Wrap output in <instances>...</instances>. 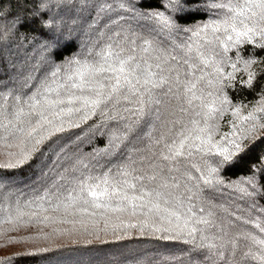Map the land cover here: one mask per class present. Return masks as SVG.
I'll list each match as a JSON object with an SVG mask.
<instances>
[{
  "label": "trees",
  "instance_id": "1",
  "mask_svg": "<svg viewBox=\"0 0 264 264\" xmlns=\"http://www.w3.org/2000/svg\"><path fill=\"white\" fill-rule=\"evenodd\" d=\"M32 2L29 0L22 7L13 0H0V89L4 90L9 104L12 94L21 93V85H24L22 92L29 93L37 81L56 69L63 72L70 61L98 58L97 54L110 42L107 30L94 33L98 26H89L94 14L75 13L81 16L80 20L62 31L61 24L67 20L68 13H62L59 7L53 8L48 12L46 24L41 11L32 8ZM131 3L141 5L125 14L136 31L130 33L126 29L123 35L135 44L128 40L123 44L126 48H135L138 58L148 59L153 70L157 62L154 58L165 55L168 64L179 70L182 83H175L173 72L172 92L163 98V105L152 106L159 114L150 117L145 108V115L135 128L142 135L126 150L131 137L116 126L117 120L109 119V114L116 116L109 106L81 124L85 131L79 138L63 147L58 143L49 148L42 163L37 153L31 162L14 173L0 169L10 175L0 187V264H207L201 258L204 249L194 248L191 241L186 243L187 237L173 238V232H164V228L174 229L175 224L170 225L159 215L145 216L139 210L135 215L113 211L118 204L116 200L108 210L87 207L84 211L85 206L81 204L67 207L69 200L65 197L71 188L68 192L47 190L45 183L50 185L52 181L40 175L41 168L44 172L52 170L53 175L60 171L65 177L101 174L112 177L117 175V169L135 168L143 172L159 163L165 168L162 175L180 177L182 185L193 188L202 183L198 178L215 169V179L222 182L221 187L229 194L221 197L222 203L213 202L217 204L216 215H227L233 209L249 215L246 201L233 200L232 195L239 197L242 182L253 175L264 185V159H261L264 129L249 135L245 146L250 150L241 157L224 162L218 151L229 147L230 140L244 135L250 124L241 118L264 104V37L256 36L251 41L242 37L240 43L233 44L227 37L235 34L230 29L226 32L222 24L232 15L228 8L240 11L244 0H211L206 13L195 14H190V8L181 10L180 0H142V4L141 0H131ZM163 19L171 22L170 27L162 28ZM214 26L220 30L214 31ZM111 39L121 40V37ZM144 40L151 45L147 51L143 50ZM171 56H176L179 63ZM249 58H254V63L245 67L244 61ZM233 63L236 69L232 68ZM249 73L252 74L250 82ZM186 81L196 83L194 96L184 88ZM237 109L239 113L234 115ZM181 126L189 130L190 136L185 156L179 158L178 164L158 159L155 154L174 138L173 133ZM121 136L124 138L118 142V148H113ZM161 136L163 139L157 143ZM48 143L51 141L42 147L46 148ZM5 160L6 157L0 158V164ZM169 166L173 168L171 173L167 172ZM256 199L264 205V194ZM200 206L197 203V210ZM251 214L264 216V213ZM241 227L247 229L250 225ZM156 228L161 231H155ZM204 234L208 237L205 244L224 245L217 264L225 261L232 264L226 249L230 247L233 233L229 231L224 236L222 231L209 228ZM260 237L264 238V233Z\"/></svg>",
  "mask_w": 264,
  "mask_h": 264
},
{
  "label": "snow or ice",
  "instance_id": "2",
  "mask_svg": "<svg viewBox=\"0 0 264 264\" xmlns=\"http://www.w3.org/2000/svg\"><path fill=\"white\" fill-rule=\"evenodd\" d=\"M13 2L23 7L28 5L29 0H13ZM210 2L211 0H180L181 10L190 8V14L206 13ZM138 6L141 5H133L131 0H33L32 8L41 11L46 24L49 22L48 12L53 8L59 7L62 13H68L67 20L61 24L62 31L80 20L81 16L74 15L75 13L87 12L90 16L94 14L88 22L89 26H98L94 29V33L107 30L110 42L106 43L102 51L97 54L98 58L92 61H70L63 72L61 69H56L49 76L37 81L30 88L29 93H23L24 85H21V93L12 94L10 104L4 90L0 89V158L6 157L5 162L0 164V169L14 173L31 162L37 153L42 163V158L49 148L58 143L63 147V144L79 138L85 131L81 128V124L90 116L96 115L97 111L103 113L109 106L116 112V116L109 114V119L117 120L116 126L131 137L125 150L133 140L142 135V131H135V128L139 119L145 115V108H148L150 117L159 114V110L152 106L163 105V98L172 92L173 72L176 73L175 83L182 82L179 70L168 64L165 55L161 54L154 58L157 62L156 70H153V65L148 59L138 58L134 54L135 48H126L123 44L124 40L135 44L134 40L123 34L126 29L130 33H135L136 30L131 28L125 14L134 11ZM228 12L232 15L223 20L222 24L226 26V32L230 29L231 33L235 34L227 37L233 44L240 43L242 37H246L249 41L256 36L264 37V0H244L240 11L229 7ZM170 24L168 19L161 21L162 28H168ZM213 30L219 31V26H214ZM113 36H119L121 40H112ZM144 45V51L151 46L148 40H144ZM171 59L177 61L176 56H171ZM252 63L254 58L244 61L245 67ZM231 66L236 69L235 63ZM251 79L252 74L249 73V82ZM183 84L187 92L194 96L196 83L186 81ZM157 89L160 91L156 92ZM22 96L26 99H22ZM238 113L239 109L234 115ZM257 113L260 115L258 116ZM241 119L248 122L250 127L244 135L230 140L229 147L218 149L224 162L241 157L250 150L245 146V140L250 134L264 129V123H261L264 121V104ZM120 121L123 123L121 124ZM148 122L150 121L145 123ZM89 127L91 128L92 125ZM77 128L81 130L74 131ZM188 132V129L181 126V129L173 133L174 138L162 145L155 154L156 157L170 163H180L179 158L185 156L187 142L190 139ZM123 138V136L118 137L117 143L112 145L113 148H118V142ZM162 139L163 136L157 140V143ZM48 141L51 143H48L46 148L42 147ZM188 155L191 153L189 152ZM164 171L165 168L156 163L150 170L145 169L143 172L135 168L131 171L117 169V175L112 177L103 174L99 177H65L60 171H56L53 175L52 170L44 172L43 168L40 175L52 181L50 185L45 183L47 190L51 191L55 188L68 192L71 188V192L76 193L72 196L71 192H68V196L65 197L69 200L67 207L81 204L85 206L84 211H87V207L108 210L112 201L116 200L118 204L112 209L113 211L130 212L135 215L139 210L145 216L159 215L170 225L175 224L174 229L164 228V232H173V238L187 237L186 243L191 241L194 248L204 249L201 258L207 264H217L223 254L221 249L224 248V245L204 243L208 240L204 233L209 228L222 231L224 236L229 235V231L233 233L229 242L230 247L226 249L232 258V264H246L248 261L264 264V238L260 237V234L264 233V216L254 217L251 214L264 213V205L256 199L264 194V185L260 184L254 175L242 182L244 186L238 189L239 197L232 195L233 200L238 198L246 201L249 215L245 216L233 209L227 212V215L217 216L214 211L217 204L213 202L222 203L221 197L229 194L221 187L222 182L215 179V169L198 178L202 183H198L194 188L188 184L182 185L180 177L162 175ZM172 171V167H167L168 173ZM9 179L8 173L0 171V187H3ZM181 188L183 191L178 192L177 190ZM194 197L196 202H193ZM197 203L201 204L198 210ZM87 214L94 215V213ZM242 225H250V227L243 229ZM252 229L257 231L254 232ZM154 230L161 231L160 228ZM225 264H228V261H225Z\"/></svg>",
  "mask_w": 264,
  "mask_h": 264
}]
</instances>
